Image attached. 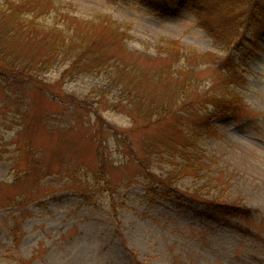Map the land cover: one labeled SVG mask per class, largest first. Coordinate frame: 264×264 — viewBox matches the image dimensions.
I'll return each instance as SVG.
<instances>
[{"label": "rangeland", "instance_id": "1", "mask_svg": "<svg viewBox=\"0 0 264 264\" xmlns=\"http://www.w3.org/2000/svg\"><path fill=\"white\" fill-rule=\"evenodd\" d=\"M53 1L84 19L86 31L103 20L123 24L128 33L116 52L128 68L76 80L51 69L33 84L40 88L10 91L0 82V264H264V39L234 60L188 10L170 16L138 0ZM95 32L106 36L108 23ZM172 40L182 47L166 52ZM191 50L211 58L191 60ZM188 61L202 88L222 86L231 70L240 84L230 94L234 118L214 119L221 131L200 149L189 146L190 127L177 125L202 118L195 113L204 107L192 108L198 91L183 111L146 126L140 119L134 129L127 114L93 100L103 94L132 112L146 99L181 93L191 81ZM149 136L173 137L184 160L196 162L168 174L161 168L176 165L155 160L145 174L136 157L145 156ZM162 176L175 187L154 181Z\"/></svg>", "mask_w": 264, "mask_h": 264}, {"label": "trees", "instance_id": "2", "mask_svg": "<svg viewBox=\"0 0 264 264\" xmlns=\"http://www.w3.org/2000/svg\"><path fill=\"white\" fill-rule=\"evenodd\" d=\"M138 1L170 16L178 15L185 10L190 11L196 17L197 25L207 31L215 43L222 45L226 51L231 50L229 54L234 60L243 54L246 44H259L260 38L264 39V0L262 2L260 0ZM61 3V1L50 2V0H0V82L5 83L10 91L14 87L21 89L30 84L32 88H40V85L34 86L39 80L40 73L46 74L45 72H49L51 69L60 71L62 78L76 80L85 72L107 74L110 79L113 78V75L120 77L121 73L128 68L127 64H123L125 63L123 57L116 52V47L121 44L128 33L122 27L123 24L117 25L113 19L103 20L91 24L86 31L83 27L85 20L80 19L78 15L64 12ZM49 17H52L53 20L50 21ZM105 22L109 25L107 39L104 35L98 37L101 32H95V27L103 25ZM127 27L129 26L127 25ZM37 43L44 44L46 47H35ZM168 43L170 45L166 52L182 47L177 40ZM29 44H33V46L29 47ZM190 58L208 62L211 53L191 50ZM188 62H191L189 68L191 81L181 92L182 94L178 92L173 96L167 94L153 100L146 99L135 106L132 112L123 109L119 101L105 98L103 94H95L96 98L94 97L93 100L104 111L113 110L127 114L132 120L131 128L134 129L138 124L136 122H139L140 119H144V126H146L152 122L165 120L172 111H183V106L194 100L193 92L198 91L203 100L199 99L198 106L192 108L199 111L197 108L204 107L205 112L195 113L201 114L202 118L190 121L180 118L177 120V125L182 129L190 127V133L187 136L188 141L192 143L189 146H192V150L200 149L205 136L210 137V134L218 131L213 122L214 119L235 116L234 101L230 94L240 84L239 77L234 75L235 71L231 70V73H228L229 80L222 86H216L213 82L202 88V84L196 80L198 68L193 66V61ZM234 64L235 68L240 65L238 62ZM49 87L48 82H43L41 85L42 89L46 88L47 91L53 93ZM53 94H55V90ZM87 96L91 99L93 94ZM128 99L129 102L132 101V98ZM130 140L126 135L125 144L127 142L128 145L134 147ZM179 146L180 142L173 137L168 139L149 136L141 144L145 156H137L136 159L145 174H148L146 172L150 170V165L155 160L161 167L176 165L172 170L161 168L171 174L181 165L187 167L193 161L190 158L184 160ZM176 154L183 161L175 163ZM106 160L107 158L101 156L99 164L101 168L105 167L103 164H106ZM198 160L200 161L199 158ZM195 162L196 160L193 161V163ZM27 168L28 164L22 170H16L14 179H20ZM99 175V173L94 174L91 178L98 180L100 179ZM104 179L109 180L107 176ZM154 181L166 184L170 188L175 187L173 180L167 182L163 176L159 179L154 178Z\"/></svg>", "mask_w": 264, "mask_h": 264}]
</instances>
